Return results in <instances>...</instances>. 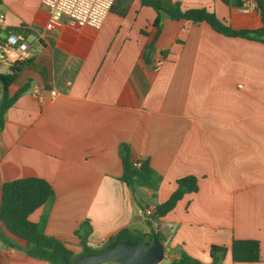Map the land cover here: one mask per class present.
I'll list each match as a JSON object with an SVG mask.
<instances>
[{"label": "crops", "instance_id": "crops-1", "mask_svg": "<svg viewBox=\"0 0 264 264\" xmlns=\"http://www.w3.org/2000/svg\"><path fill=\"white\" fill-rule=\"evenodd\" d=\"M177 1L184 9L205 7L234 29L260 26L255 10L245 13L220 0ZM114 2L99 29L65 17L51 21L40 0L0 2L6 24L0 75L16 62L2 47L9 30L28 31L12 33L27 42L28 55L8 87L9 96L24 90L0 128V185L46 180L55 199L44 232L79 254V224L89 221L93 249L124 228L147 233V212L168 199L177 179L192 175L197 191L151 222L166 250L180 246L209 263V247L224 246L222 264H264V43L225 37L205 22L162 18L145 63L156 12L139 0ZM156 58L164 62L154 70ZM121 142L162 177L155 197L144 189L133 193L119 180ZM42 212L35 210L30 221ZM4 230L0 223V237ZM233 239L258 241L259 260L233 263ZM0 258L49 264L23 249Z\"/></svg>", "mask_w": 264, "mask_h": 264}, {"label": "trees", "instance_id": "trees-1", "mask_svg": "<svg viewBox=\"0 0 264 264\" xmlns=\"http://www.w3.org/2000/svg\"><path fill=\"white\" fill-rule=\"evenodd\" d=\"M2 0H0L1 2ZM229 7L241 8V0H220ZM256 13L260 21L257 29H234L229 24L220 20L217 15L205 7L184 9L177 0H139L140 4L152 8L156 12V18L152 23L153 36L145 46L142 59L145 63L150 61V54L153 45L161 33L162 18L172 21H189L193 24L205 22L218 34L231 38H243L250 41L264 43V0H254ZM114 1L111 10L114 8ZM12 33H20L24 36L28 31L10 29ZM23 67V63L16 61L11 66V73L0 75V128L3 119L24 89L19 90L12 96L8 94V87L15 81ZM118 156L122 165V174L119 180L126 185L133 193L137 189H144L155 197L162 177L149 165L147 159L136 157L130 145L121 142L118 146ZM197 179L195 176H185L176 180V189L166 201L154 207L145 223L150 227L147 233L138 230L124 228L112 236L104 246L93 249L88 244V237L91 233L89 221L85 220L74 231L80 239L82 251L74 254L64 242L56 237L49 236L44 232L49 211L55 199L52 186L44 179L38 177H25L4 182L0 185V223L4 229L13 237L24 242L23 252L27 257L45 261L49 264H72L77 258L88 254L104 252L124 240H131L136 243L151 241L156 237L165 245L164 237L153 230L152 221H158L171 211L182 197L197 191ZM135 204L145 211L146 207L138 198L134 197ZM42 207L43 212L38 222H32L29 216L38 208ZM0 240H4L0 237ZM4 242H6L4 240ZM11 246V244H8ZM227 248L224 246L211 245L209 247V263H202L189 256L180 246L167 247L166 254L176 255L168 264H222ZM233 263L257 262L259 260V243L256 240L233 239L229 247Z\"/></svg>", "mask_w": 264, "mask_h": 264}, {"label": "built area", "instance_id": "built-area-1", "mask_svg": "<svg viewBox=\"0 0 264 264\" xmlns=\"http://www.w3.org/2000/svg\"><path fill=\"white\" fill-rule=\"evenodd\" d=\"M114 0H40L41 7L48 13L50 20H57L62 17L67 18L77 27H90L99 29L106 16L111 11ZM242 12H251L256 10L254 0H244L241 6ZM5 15L0 12V29H5ZM2 47L14 61L24 60L28 55L27 42L17 34H9ZM162 58H156L152 61L154 70L163 65ZM54 95V91L50 92ZM1 101V92H0ZM147 212V216H150Z\"/></svg>", "mask_w": 264, "mask_h": 264}, {"label": "water", "instance_id": "water-1", "mask_svg": "<svg viewBox=\"0 0 264 264\" xmlns=\"http://www.w3.org/2000/svg\"><path fill=\"white\" fill-rule=\"evenodd\" d=\"M165 255L164 244L153 237L142 243L124 240L104 252L81 256L72 264H160Z\"/></svg>", "mask_w": 264, "mask_h": 264}, {"label": "rangeland", "instance_id": "rangeland-1", "mask_svg": "<svg viewBox=\"0 0 264 264\" xmlns=\"http://www.w3.org/2000/svg\"><path fill=\"white\" fill-rule=\"evenodd\" d=\"M29 0H24V4H26ZM5 32L1 31L0 32V37H4ZM146 216V215H145ZM147 217V216H146ZM149 217V216H148ZM2 239H4L6 242H2L0 245V252H3L5 254H12L15 256H19L22 253V249L24 246V242L16 237H13L9 233H7L4 230V234H1ZM8 244H11L9 246ZM170 261L169 260H163L160 264H168ZM4 260L3 258H0V264H3Z\"/></svg>", "mask_w": 264, "mask_h": 264}]
</instances>
